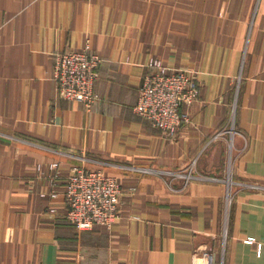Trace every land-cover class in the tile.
Masks as SVG:
<instances>
[{"label":"crops","instance_id":"obj_1","mask_svg":"<svg viewBox=\"0 0 264 264\" xmlns=\"http://www.w3.org/2000/svg\"><path fill=\"white\" fill-rule=\"evenodd\" d=\"M86 42L89 110L52 74ZM153 63L199 81L175 138L133 110ZM192 161L201 179L155 172ZM73 165L118 178L111 227L66 220ZM203 249L264 264V0H0V264H191Z\"/></svg>","mask_w":264,"mask_h":264},{"label":"built area","instance_id":"obj_2","mask_svg":"<svg viewBox=\"0 0 264 264\" xmlns=\"http://www.w3.org/2000/svg\"><path fill=\"white\" fill-rule=\"evenodd\" d=\"M99 61V56L91 51L87 42L79 50L57 53L53 58L52 74L58 94L81 103L89 110L97 100L94 84ZM153 66L154 69L142 76L133 110L165 137L175 138L186 120L182 107L198 97L199 81L196 74L183 69L168 73L156 63ZM223 133H229L232 137L235 133L233 125L219 131L215 137ZM193 165V161L187 165V174L183 171L155 172L183 177L186 181L191 178L201 179L193 174ZM53 166L56 167L55 164ZM138 169L153 171L148 168ZM121 191L118 178L107 174L101 167L73 165L66 178L64 192L66 220L79 231L95 224L111 227L118 218ZM248 240L253 241V238L249 237ZM191 264H214L213 253L208 249L194 253Z\"/></svg>","mask_w":264,"mask_h":264},{"label":"rangeland","instance_id":"obj_3","mask_svg":"<svg viewBox=\"0 0 264 264\" xmlns=\"http://www.w3.org/2000/svg\"><path fill=\"white\" fill-rule=\"evenodd\" d=\"M231 124H232V122H231ZM231 163H232V160L230 158L229 161H228V172H227V176H226V180L228 181V184L230 183V180H231V174H230V166H231Z\"/></svg>","mask_w":264,"mask_h":264}]
</instances>
